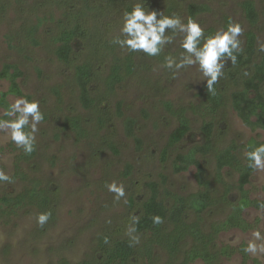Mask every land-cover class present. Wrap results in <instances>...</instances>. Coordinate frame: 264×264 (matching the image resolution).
<instances>
[{"label": "rangeland", "instance_id": "1", "mask_svg": "<svg viewBox=\"0 0 264 264\" xmlns=\"http://www.w3.org/2000/svg\"><path fill=\"white\" fill-rule=\"evenodd\" d=\"M244 0H178L174 12L188 17L187 5L200 3L209 10L196 18L208 29L225 25L229 19L242 24L241 39L246 45V34L252 30L257 35L256 61L264 52L259 44L264 43V0H253L259 18L250 24L242 9ZM133 0H118L103 19L97 9L84 12L83 0H0V71L5 63L17 64L24 75L18 79L25 93L35 96L41 102L45 120L37 133L36 155L30 160L20 161L21 150L17 149L0 132V167L14 178L13 182H0V194H16L29 187L32 181H39L50 196L51 203L41 209L27 204L15 215H0V264H72L91 259L97 254L99 237L108 233L113 237H128L126 229L132 214H139L141 202L150 195L146 182L159 184V198L170 206L173 198L170 193L188 196L203 189L197 182L196 167L190 166L183 172H174L173 161L178 153L188 152L197 144L205 142L202 130L205 119L213 120V148L208 154H198L204 163L206 177L214 199L212 205L200 216L189 212L188 222H199L204 232L209 233L213 224L225 220L232 211V204L239 196L236 187L238 172L226 167L220 182L216 179V154L232 143L237 145V154L244 158L245 144L251 138L264 137V129H252L246 125L232 108L231 95L242 87L241 80H233L226 65L225 76L220 79L225 105L218 114L203 118L193 113L189 107L199 101L198 93L206 81L196 67L181 70L173 76L159 67L160 60L143 53H134L135 72L127 76L111 94L106 92L104 79L116 56L123 58L129 54L110 41L119 34V25L127 6ZM168 0H145V6L157 11H166ZM82 20L88 33L80 49L73 53L69 62H63L55 54L54 37L62 27L71 26L76 19ZM32 34L31 28L39 23ZM38 41L34 43L32 39ZM178 53V43L169 45L165 52ZM90 62L94 68L92 93L110 109L112 119L104 128L97 124L98 108L85 109L79 101V89L75 81V68L78 64ZM6 78L0 79V90L9 88ZM264 91V84L262 85ZM17 95H9L11 103ZM121 102L122 115L117 105ZM187 108L191 130L184 139L169 149L166 161L161 153L168 144L169 136L177 126L176 117L168 110ZM4 107L0 106V110ZM80 116L87 129V135L78 138L64 125L67 117ZM133 118L134 135L125 129L127 118ZM136 138L141 140L138 146ZM108 143H113L114 152ZM28 175L22 180L16 173V165ZM132 169L128 174L127 165ZM117 180L123 182L127 193V203L114 202L113 194L105 184ZM250 197L264 201V172H253L246 186ZM134 197V204L130 202ZM43 211H51L52 217L43 227L36 222V216ZM264 215L258 207L243 211L244 219L250 227L222 230L216 237L213 249L229 245L235 250L229 256H221L218 264H242L241 246L250 239L253 228L261 225ZM143 244L146 234H138ZM238 239L239 243L232 241ZM193 244L187 238L180 254L174 259L181 263L184 252ZM156 264L170 260L162 247L155 249ZM135 264H144L138 256ZM187 264H205L198 258ZM246 264H262L261 259L248 255Z\"/></svg>", "mask_w": 264, "mask_h": 264}, {"label": "trees", "instance_id": "2", "mask_svg": "<svg viewBox=\"0 0 264 264\" xmlns=\"http://www.w3.org/2000/svg\"><path fill=\"white\" fill-rule=\"evenodd\" d=\"M86 10L90 12L95 9L100 15L96 17L105 18L109 10H111L118 0H83ZM167 12H174L178 7V0H168ZM244 14L250 24H256L259 14L253 0H244L241 4ZM127 6V10H130ZM209 10V6L200 3H189L187 5L188 16L197 17L199 14ZM99 17V18H100ZM39 23L31 28L33 34ZM209 30H213L210 29ZM88 30L84 27L82 20L77 18L76 22L71 26H64L59 33L54 37L55 54L59 60L69 62L73 53L80 49L86 39ZM34 43H38L34 38ZM167 53V52H166ZM257 55V35L250 30L246 34V45L243 53L238 57V62L235 66L229 61V66L233 67L230 71V77L233 80H241L242 87L233 91L231 95L232 108L240 117V119L252 129H264V55L260 61L255 60ZM153 58V57H152ZM162 60V57L155 58ZM135 72V57L134 53H129L123 58L114 57L109 68V73L104 79L106 92L112 94L127 76ZM247 73V75H245ZM24 75L21 68L14 63H5L0 71V79L6 78L9 80V88L5 91L0 90V106L7 107L9 104L7 97L9 95H23L21 84L18 79ZM94 80V68L90 62L78 64L75 68V81L79 89V101L81 105L88 110L99 107L97 113V124L99 128H104L110 123L112 114L106 104L100 103L99 99L92 93V83ZM238 82V81H237ZM216 94L211 95L206 89V82L200 88L198 93L199 101L190 105L189 109L203 117H215L220 109L225 105V97L221 91L220 80L216 84ZM30 98L32 95H30ZM168 110L176 117L177 126L169 136L168 144L161 153V160L166 161L169 154V149L180 143L184 137L190 132L191 124L187 115V108H173L171 102L167 103ZM118 114L122 115L121 102L117 105ZM135 120L127 118L125 121V129L127 134L134 135ZM66 128L72 130L78 138L87 135V129L83 124L80 116H70L64 122ZM213 120L204 121L202 130L205 136V142L197 144L188 152L178 153L173 161L174 172H183L190 166H195L196 179L203 189L192 193L188 196L170 193L173 198L172 205L168 206L164 200L159 198V184L155 181L146 182L147 188L150 190V195L144 199L139 208L140 223L136 225L138 234H146V241L133 246L129 245L128 237H113L108 233H104L99 237L97 244V254L91 259H85L74 264H135L138 256L142 257L144 264H156L155 249L157 247L164 248L170 256V260L165 264H187L198 258L202 259L205 264H218V259L221 256H229L233 247L223 245L214 250L213 245L215 237L222 231L235 227L247 229L249 223L243 217V211L249 207H258L262 200L252 199L246 186L251 181L253 171L246 167L245 158H240L237 154V145L230 144L226 148L220 150L216 154V179L220 182L222 179V171L226 168H233L238 172V182L236 187L239 190V196L232 204V211L228 217L220 222L212 225L211 231L206 233L201 228L199 222H188L187 216L189 212H194L200 216L213 203L214 199L210 190V182L206 177V169L204 163L198 158V154H208L213 148L214 134ZM256 141V138H251L245 144V147ZM138 146L141 145V140L136 138ZM114 152L118 149L113 143H108ZM36 155V150L31 155H25L23 152L19 155L20 161H30ZM132 166L127 165L126 171L128 174ZM14 176H19L22 180H27L28 175L21 170L20 164L16 165V173ZM130 202L134 204V197H130ZM51 203L50 196L45 189L42 188L39 181H32L31 185L23 191L16 194L4 193L0 194V215L12 216L17 211L27 204L35 205L41 209L47 208ZM159 215L163 218V222L159 225L153 224L152 217ZM108 238V243L104 242V238ZM192 238V246L184 252V260L181 263L175 262V258L180 254L182 246L187 238ZM243 263L246 264L248 255L243 251ZM60 264H72L68 261H63Z\"/></svg>", "mask_w": 264, "mask_h": 264}, {"label": "clouds", "instance_id": "3", "mask_svg": "<svg viewBox=\"0 0 264 264\" xmlns=\"http://www.w3.org/2000/svg\"><path fill=\"white\" fill-rule=\"evenodd\" d=\"M243 26L240 22L229 21L214 30L202 25L196 17L186 19L177 12L157 11L145 6V0H133L130 10H125L121 16L119 34L111 39L113 45L128 53H143L148 57H162L159 67L168 70L176 76L181 70L196 67L202 81H206L209 94H216V84L225 76V67L230 61L233 66L244 51ZM179 45L178 53L165 52L169 45ZM259 51L264 52V43L259 44ZM247 75V73H245ZM45 120L41 102L28 93L16 97L7 107L0 110V132L21 150L25 155H31L37 147L39 126ZM244 158L246 167L255 172H264V137L257 136L256 141L245 147ZM4 168L0 167V182H13ZM113 194L114 202L123 200L127 203V193L123 182L112 180L105 184ZM259 210L264 212V201L259 204ZM52 217L51 211L37 214L36 222L43 227ZM261 225L250 232V239L241 246V250L254 258H259L264 264V215L260 216ZM153 224L159 225L163 218L152 217ZM140 217L132 214L126 235L129 245L140 243L136 225ZM108 243V238H104ZM239 243L238 239L232 241Z\"/></svg>", "mask_w": 264, "mask_h": 264}]
</instances>
